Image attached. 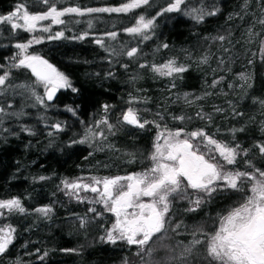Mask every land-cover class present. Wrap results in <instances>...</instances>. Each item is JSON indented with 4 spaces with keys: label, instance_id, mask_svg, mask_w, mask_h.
<instances>
[{
    "label": "trees",
    "instance_id": "trees-1",
    "mask_svg": "<svg viewBox=\"0 0 264 264\" xmlns=\"http://www.w3.org/2000/svg\"><path fill=\"white\" fill-rule=\"evenodd\" d=\"M128 1L0 0V16L11 14L20 3L30 13L42 14L50 6L85 10L119 7ZM171 2L149 0L127 13H70L62 24L44 23L47 32L0 23V75L8 74L0 88V107L8 113L0 123V200L19 198L26 209L5 210L0 216V227L15 229L0 264H215L207 255L208 240L220 218L251 194V181L242 183V191L198 193L202 202L194 211L193 190L190 199L169 196L163 230L143 247L101 239L115 215L101 203L69 195L64 187L65 181L148 170L157 136L165 128L203 130L218 142L239 145L240 154L230 168L252 172L251 164L264 171V154L255 147L264 144V0H186L180 11L164 12ZM213 6L219 11L202 22L186 14L200 7L212 11ZM141 15L154 18L148 39L125 31ZM59 32L64 33L62 38H50ZM112 32L117 33L114 39L108 35ZM29 41L27 52L55 65L72 85L43 105L30 91L17 87L30 85L44 96L30 69L14 66L20 59L16 45ZM132 48L138 52L128 57ZM169 61L187 70L170 77L152 70ZM242 74L247 79H241ZM130 107L141 122L150 123L139 128L123 122ZM105 118L111 130L100 124ZM56 123L62 130L52 127ZM88 129L97 135L79 143ZM41 207L52 211L47 216L35 211Z\"/></svg>",
    "mask_w": 264,
    "mask_h": 264
},
{
    "label": "snow or ice",
    "instance_id": "snow-or-ice-1",
    "mask_svg": "<svg viewBox=\"0 0 264 264\" xmlns=\"http://www.w3.org/2000/svg\"><path fill=\"white\" fill-rule=\"evenodd\" d=\"M43 2L48 3V0H43ZM185 2L186 0H172L170 6L164 8L163 11H180L181 5ZM148 4L149 0H130V2L119 7L88 8L85 10L77 7L57 10L55 6H50L49 10L42 14H32L24 3H20L11 14L0 16V23L10 24L12 29L23 28L32 32L37 29L38 22L51 20L56 24H62L64 21L61 17L70 13L79 15L93 12L127 13ZM213 9L208 11L206 8L200 7L192 9L186 14L191 15L198 22H202L205 16L215 15L219 11L214 6ZM21 21L22 23H20ZM153 25L154 18L146 19L141 15L135 26L129 27L125 31L129 34H140L144 39H148L149 37L145 33ZM42 30L50 31L47 27ZM108 35L114 39L117 33L112 32ZM63 36L64 33L59 32L50 38L60 39ZM84 38V36L78 37V39ZM218 39L222 41L225 38L220 36ZM35 42L40 43L41 40L36 39ZM31 43L32 41L27 44H17L16 47L21 52H26ZM96 43L102 45L103 41L97 39ZM163 47L166 48L167 45L165 44ZM137 52V48H132L127 51L126 55L133 57ZM261 56L264 58V50H262ZM14 66L31 69L37 81L43 85L44 96L37 95L30 85L17 86L30 91L31 95L41 105L45 104V101H52L59 89L72 87L64 73L40 56L24 55L19 63ZM141 67H145V65H141ZM152 70L161 76L170 77L174 73L179 74L187 69L183 66H176L175 61H169L160 66L153 65ZM7 79V73L0 75V88L6 84ZM241 79L247 78L242 74ZM214 83H218V81H214ZM72 91L77 90L72 88ZM185 99L186 102L192 103V101L187 100V96ZM67 110L75 114L74 109L68 108ZM107 110L108 106L105 105L104 111L107 112ZM5 115H8L5 108L0 107V123H2ZM12 115L20 116L22 113H12ZM179 119L182 120L183 117H179ZM122 121L139 128H144L146 124L150 123L147 120L141 122L136 110L131 107L123 114ZM100 124L105 125L109 130L113 127L106 118L102 119ZM52 127L56 130H62L59 123L52 125ZM156 127L159 128L160 125L157 124ZM22 130L34 134L27 127L22 128ZM96 135V132L88 129L85 139L78 142L84 143L85 140L90 137L94 138ZM99 135L102 137L103 133L101 132ZM198 138L203 140L204 152L201 151V145L194 143ZM161 139L163 143L159 142ZM239 147V145L230 147L218 142L203 130L185 132L184 129L171 131L165 128L157 136L155 151L151 156L153 167L147 172L113 178H92L93 183L91 184L80 181H65L64 187L69 190V195H74L77 199H81L78 194L81 189L96 193L98 199L91 202L103 204L107 211L115 215L116 222L113 224L112 230L107 232V242L115 244L119 240L125 241L129 245L143 247L149 243L153 235L163 230L165 216L169 211V196L176 194L181 198L190 199L189 190H193L192 194L196 198L190 200L194 205L190 210L194 211L202 202L198 193L211 196L221 187L242 191V183L251 181V194L247 195L239 206L231 209L220 218L218 229L208 240L207 255L215 264H264V171L251 164L249 167L253 168L252 172L225 171L226 165L235 164L236 158L240 154L237 151ZM255 147L261 154H264V144ZM213 153H217L220 159H217ZM244 154L247 155V152L245 151ZM40 179L46 178L42 176ZM123 181L127 183H122ZM101 185L102 187H100ZM143 197H148L150 200L143 202ZM5 210L7 213L26 212L19 198L0 200V216L5 215ZM35 211L47 216L52 209L41 207ZM91 211H95V209L93 208ZM83 223L82 221V225ZM14 233L15 229L11 225L0 227V255L4 254L13 243ZM101 239L105 238L102 237ZM198 243L200 241H193V244ZM186 251H190V249ZM44 255L46 256L47 253ZM40 259H43V256Z\"/></svg>",
    "mask_w": 264,
    "mask_h": 264
},
{
    "label": "rangeland",
    "instance_id": "rangeland-1",
    "mask_svg": "<svg viewBox=\"0 0 264 264\" xmlns=\"http://www.w3.org/2000/svg\"><path fill=\"white\" fill-rule=\"evenodd\" d=\"M128 2H130V1H128ZM128 2H126V3H128ZM120 6H122V5H120ZM63 17H61V19H62ZM146 18V17H145ZM146 19H150V18H146ZM48 20H45V21H40V22H38V25H37V29L36 30H38V29H43L44 28V23H46ZM14 22H16V21H14ZM52 22V21H51ZM20 23H22V21L20 22ZM53 24H56V23H54V22H52ZM135 26V25H134ZM151 30H152V28L150 29V30H147L146 31V33L148 34V33H150L151 32ZM145 33V34H146ZM146 34V35H147ZM37 39V38H36ZM25 44H27V43H25ZM28 51V50H27ZM21 52V50H19V58L20 59H22L23 58V56L24 55H35V54H29V52ZM38 56V55H37ZM19 59V60H20ZM19 60H18V63H19ZM46 60V59H45ZM49 62V61H48ZM50 63V62H49ZM50 64H52V63H50ZM53 65V64H52ZM54 67H56L55 65H53ZM39 83V82H38ZM40 84V83H39ZM41 86H42V90L41 91H43V95H44V93H45V90H44V87H43V85L42 84H40ZM63 89V88H62ZM60 91V89L58 90V92ZM183 138V137H182ZM160 143H163V140L161 139L160 141H159ZM194 143L195 144H198V145H201V151L202 152H204L205 151V149L203 148V146H202V144H203V140H202V138H198L196 141H194ZM213 155H216L217 156V159H220L219 158V156H218V154L217 153H213ZM207 158V157H206ZM153 167V166H152ZM150 169V168H149ZM148 169V170H149ZM148 170H145V171H141V172H136V173H130V174H140V173H145V172H147ZM225 171H234V170H232L231 168H230V165H226V168H225ZM130 174H126V175H116V176H128V175H130ZM116 176H111V177H107V178H113V177H116ZM104 178H106V177H104ZM97 179H103V178H97ZM76 181H80V182H82V183H89V184H91V183H93V180L91 179V180H76ZM73 182H75V181H73ZM122 183H127L126 181H123ZM251 185V184H250ZM100 187H102V185L100 186ZM227 187H221V188H218L217 190H219V189H226ZM68 192V191H67ZM79 196H80V198L81 199H84V200H89V201H95V200H97L98 199V196H97V194L96 193H92L91 191H85V190H83V189H81V190H79ZM71 196H74V195H71ZM75 198H76V196H74ZM150 200V198H148V197H143L142 198V201L143 202H148ZM169 202V201H168ZM103 205V204H102ZM131 211V210H130ZM169 212V211H168ZM168 214V213H167ZM167 214H166V216H167ZM166 216H165V219H166ZM116 222V217H115V220H114V223ZM113 223V224H114ZM113 226V225H112ZM112 226L110 227V229L108 230V231H111L112 230ZM165 226V225H164ZM107 233V232H106ZM107 235V234H106ZM105 239H106V237H105ZM107 241V240H106ZM170 261H173V260H171L170 259ZM169 260L168 261H166V263H168V262H170Z\"/></svg>",
    "mask_w": 264,
    "mask_h": 264
},
{
    "label": "water",
    "instance_id": "water-1",
    "mask_svg": "<svg viewBox=\"0 0 264 264\" xmlns=\"http://www.w3.org/2000/svg\"><path fill=\"white\" fill-rule=\"evenodd\" d=\"M30 71H31V69H30ZM31 72H32V71H31ZM57 94H58V91L56 92V94H55L54 98L57 96ZM54 98H53V99H54Z\"/></svg>",
    "mask_w": 264,
    "mask_h": 264
}]
</instances>
